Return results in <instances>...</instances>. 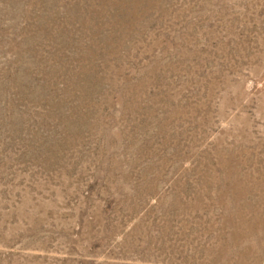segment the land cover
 Returning <instances> with one entry per match:
<instances>
[{
  "label": "rangeland",
  "instance_id": "rangeland-1",
  "mask_svg": "<svg viewBox=\"0 0 264 264\" xmlns=\"http://www.w3.org/2000/svg\"><path fill=\"white\" fill-rule=\"evenodd\" d=\"M0 264H264V0H0Z\"/></svg>",
  "mask_w": 264,
  "mask_h": 264
}]
</instances>
